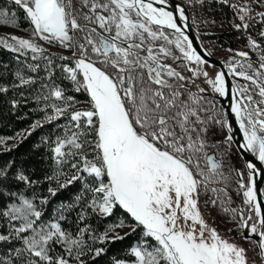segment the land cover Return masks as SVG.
<instances>
[{"label": "snow or ice", "instance_id": "obj_1", "mask_svg": "<svg viewBox=\"0 0 264 264\" xmlns=\"http://www.w3.org/2000/svg\"><path fill=\"white\" fill-rule=\"evenodd\" d=\"M223 2L227 3V0ZM11 3L26 15L33 26L34 36L48 43L58 42L63 47L76 48L73 54L78 57L75 67L65 66L63 70L76 84L77 91L83 88L90 96L92 110L70 113L74 127H84V131L58 140L53 149L58 164L68 155L80 157L71 165L77 174L67 183H59L57 178L59 186L66 187L82 178L80 172L87 173L97 182L90 189L94 195L88 205L94 212L109 216L113 208L119 206L131 216L137 227L142 226L146 239L131 249L133 264H247L246 250L221 238L215 229H208L205 237L207 225L197 208V200L193 198L201 186L207 190L209 183L227 180L218 171L221 165L204 152L206 141L202 133L207 131L205 125L212 120L227 127L229 132L232 128L224 119H202L200 113L206 111L203 98L188 93L182 99L183 93L165 78L185 79L170 65L161 63V54L167 57L171 52L165 44H160L158 51H154L158 41L174 44L187 61L198 65L206 63L177 25L173 13L165 7L155 6L166 5L167 0H80V9L75 7L73 0H11ZM257 3L264 4V0H257ZM177 10L180 20H184V9L177 6ZM251 12L247 5L240 7L242 23L235 25L237 29L246 31L249 28L244 21L246 17L251 18ZM8 15L7 11L0 10V23H9ZM11 15L14 17L16 13ZM256 15L264 23V12ZM164 29H171L179 35L172 40ZM79 33H83V42ZM260 36L264 37V31ZM11 40L15 45L6 40H0V43L21 54L22 50H31L34 54L44 52L32 40L16 36ZM248 43L253 49L260 48L251 37ZM142 52L146 54L141 55ZM237 55L248 57L247 52H238ZM32 58L37 57L33 55ZM98 64L112 71H105ZM248 67L251 68L252 64L249 63ZM230 71L258 89L260 99L255 100L252 95H245L250 91L247 86L233 88L230 110L243 133L244 143L240 146L264 164V81L259 79L264 77V54L259 56V69L253 75L246 71L235 72L234 68ZM203 75L207 77L208 73L205 71ZM20 79L21 84L30 82ZM207 83L220 96L229 94L223 72H218ZM51 95L57 100L63 98L61 90H54ZM67 99L71 101L72 97ZM53 109L56 115L49 116V120L66 111L56 105ZM89 129L94 133V139L81 140ZM227 139L231 141L233 137L229 135ZM87 144H94L93 159L83 151ZM68 146L75 151L66 152L64 149ZM201 158L210 166L207 171L200 168ZM247 168L250 170L249 183L246 185L241 180L240 188L245 189L244 203L252 205L258 219L249 225L252 216L246 219L241 216L240 227L249 229V236L259 237L254 243L259 248L258 254L264 258V214L257 201L254 178L259 172L251 162ZM19 179L26 180V177L21 175ZM210 191L223 190L212 188ZM49 192L56 195L51 188ZM224 211L236 212L227 208ZM0 215L8 218L11 227L8 234H0V242L22 241L21 247L12 250L21 264H69L64 255L50 254L53 245L57 244L64 247L69 257L74 251L77 258L82 254L83 234L87 229L81 228L73 237L62 229L59 222L38 224L42 212L31 199L21 195L18 203H12ZM59 219H64L63 215ZM125 226L121 221L109 226L108 231ZM108 231L99 238L101 241L107 238ZM115 239L123 237L117 234ZM102 251L97 249L96 254ZM0 264H14V261L9 259L0 261ZM116 264L123 262L117 261Z\"/></svg>", "mask_w": 264, "mask_h": 264}, {"label": "trees", "instance_id": "obj_2", "mask_svg": "<svg viewBox=\"0 0 264 264\" xmlns=\"http://www.w3.org/2000/svg\"><path fill=\"white\" fill-rule=\"evenodd\" d=\"M73 4L80 9V0H73ZM245 5L252 9L251 18L246 17L244 21L249 24L246 31L235 27L242 23L239 19V9ZM203 9L216 28L201 30L199 35L206 48L221 60L226 68L228 67L227 56L247 52L248 59L251 58L249 37L259 43V51L264 54L262 51L264 37L260 36V32L264 31V23H261L260 17L256 15L258 12H264V4H258L257 0H227V3L223 0H203ZM0 10L9 13L7 19L10 21L0 24L33 35V26L30 21L21 9L11 3V0H0ZM12 12L16 13L14 17L11 15ZM80 22L84 23L83 20ZM78 36L83 42V33H79ZM0 40L4 39L0 38ZM49 44L56 49L63 47L58 42ZM43 49V53L34 54L29 50H22L23 54H21L0 43V89H6L0 90V212L6 210L12 203H18L22 195L31 199L37 210L42 212L38 224L59 222L62 229L73 237L79 234L81 228L87 229L83 234L82 254L78 258L75 251L71 257L67 256L64 247L59 244L53 245L50 254L64 255L69 259V264H81V262L83 264H116L117 261L131 263L134 260L131 249L141 245L146 239L142 226L137 227L131 216L119 206L114 207L109 216L100 214L98 211L94 212L88 205L94 195L90 189L96 186L97 182L87 173L80 172L81 179L67 184L66 187L59 186V183H67L74 174H77V170L71 165L77 163L80 157L68 155L58 164L53 149L58 140L70 138L74 132L84 131V127L80 129L74 127L75 122L70 120V113L92 109L87 92L83 88L77 91L76 84L63 70L65 66L74 67L75 60L70 55ZM71 50L73 54L77 51L75 47H71ZM33 55L37 58L33 59ZM62 57L68 59H62ZM97 66L103 69L106 67L99 64ZM21 77L30 82L21 84ZM78 79L82 77L78 76ZM233 82L236 87L245 86L242 80L233 78ZM169 84L184 93V98L188 93H192L191 88L182 83L169 82ZM54 90H61L63 98L57 100L52 96L51 93ZM195 95L203 98L202 103L207 110L200 113L202 119L214 117L225 120L224 110L218 101L203 95ZM68 97H72V100L69 101ZM53 105L66 108V111L61 116L49 120V116L56 115ZM81 124H84L83 118ZM205 127L207 131L202 133L206 141L204 152L207 155L213 153L215 158L220 160L219 152L225 151V154L232 157L235 162L236 150L233 147L228 149L225 145V127L212 120H208ZM80 139L92 141L94 133L89 129L87 135L81 136ZM93 149L94 144H87L83 148L89 159H93L95 155ZM64 150L75 151L70 146ZM204 162V158L199 161L207 170L208 167ZM224 169L225 167H222L218 171L222 172L227 180L220 179L216 183H209L207 190L201 186L196 196L201 212L211 219L214 228L235 239L240 235L241 216L245 218L247 207L242 201V189L235 176L234 165L230 171L227 168ZM21 175L26 177V180H20ZM49 188L55 190L56 195L53 196ZM212 188L223 191L213 193L210 191ZM213 200L216 201L215 204L212 203ZM225 208L235 209L236 212H225ZM61 215L64 219H59ZM81 216L84 217L83 220L80 219ZM121 221L124 222L125 227L132 228L130 232L121 236L123 239L108 236L103 241L99 239L108 231L109 226ZM10 231L8 218L0 215V234H8ZM112 232L108 231V234ZM27 234L30 233L25 235ZM247 242L250 245L246 252L249 257H253L257 254L256 246L252 241ZM21 246L22 241L16 239H12L10 243L0 242V261L12 259L14 264H21L12 251ZM97 249H103V251L97 255Z\"/></svg>", "mask_w": 264, "mask_h": 264}, {"label": "rangeland", "instance_id": "obj_3", "mask_svg": "<svg viewBox=\"0 0 264 264\" xmlns=\"http://www.w3.org/2000/svg\"><path fill=\"white\" fill-rule=\"evenodd\" d=\"M179 1L182 4H184V6L187 8V10L189 12V16H190L191 25L197 31L198 34H199V31H201V30H205V29L206 30H213V29L216 28L214 23L210 19V16L203 9V0H179ZM165 34H167L169 36V38L172 39V40H175L176 36H177L176 34L171 33L169 31H165ZM12 36H16V37L23 38V39H29V40H32L37 45H39L41 48H46V49H49V50H52V51L53 50L54 51H58L61 54L70 55L71 57L73 56L71 47H67V48L66 47H62L60 49H56L54 47H51L48 42L40 39L38 36L29 35L28 33L24 32L22 30H18V29H15V28L0 24V38H3L4 40L9 42L10 44L15 45V41L11 40ZM200 38H201V36H200ZM201 40H202V38H201ZM160 44H165V46L168 47L170 49V52H171V55H169L167 57H164L161 54V63L166 64V65H170L172 69H174L177 73H179L181 76H183L185 78L183 80H180L177 77H165L168 80V82H174V83H177V84L182 83L183 85H185L187 87H190L192 93L197 94V95L202 94L203 92H201L200 89H195L194 88V86L192 84V81L190 80L183 63L181 62V60H185V59L183 57V54L179 51V49H177L174 44L173 45H166V42L158 41L156 43V47L154 48V51H158V48H159ZM185 46H186V42H185ZM251 49H252V56H251L250 59H248L249 57L245 58V57H241V56H238V55H234V56H231V57L227 56L226 57V62L228 63V67L227 68L225 67V68L228 71V73H229V75L231 76L232 79L235 78V79L242 80V81H244L245 86L249 87L250 91L248 93H246V95H252L255 100H259L260 97L257 95L258 89L256 88V86L253 85V84L251 86L250 85L251 84L250 81L244 80L243 78H241L239 76H236L233 72L230 71V68H234L235 72L246 71L249 75H253L255 70L259 69V56L261 55V53H260L259 49L258 50L257 49H253L252 47H251ZM29 51H31V50H29ZM145 54L146 53H143V52L141 53V55H145ZM249 63L252 64L251 68L248 67ZM104 68H105L104 69L105 71H108V72L112 71L111 69H107L106 67H104ZM203 72H205L203 66L201 64L200 65L196 64V66L194 68V76L198 80H200L201 82H203V83L208 85L207 80H209V78H208V76L205 77L203 75ZM259 79L264 81V77H260ZM235 88H236V86H235ZM181 98L182 99L184 98V93H183V96ZM90 107H91V103H90ZM203 112H205V111H203ZM225 135H226V137H225V145H226V147L228 149L231 148V147L234 148L232 142L227 139L228 136H227L226 130H225ZM219 157H220L219 159L221 160L220 169L222 167H225L224 170H226V168H227V170L230 171L232 169L233 165L235 164L233 158L230 157V156H227L225 154V151L219 152ZM237 161H238L240 170L242 172V177H243L244 183H247L248 180H249V177H248V174H247V172L245 170V167H244V165H243V163H242V161H241V159L239 157H238ZM240 162H241L242 166H241ZM204 163L206 165V160H205ZM262 165H263V168H264V164H262ZM203 166L204 165L202 163H200V168L201 169H204ZM242 167H243L244 171H243ZM204 170L207 171L208 169L207 170L204 169ZM197 178L200 179V177H197ZM243 192H244V189H242V191H241V197H242V201L244 203ZM263 192H264V189H263ZM193 198L197 200L196 194H193ZM245 206L247 207V214L245 216V219H246L248 214L250 215V213H249L250 207L247 204H245ZM197 208H198V210L200 212V215H201L202 219L204 220L205 224L207 225V229L205 230V237L207 238L208 229H215V228L212 225L211 219L207 215H205L203 212H201V210H200V208L198 206V201H197ZM189 223H191V222L189 221ZM196 228H197V232H199V225H197ZM131 229H132L131 227L116 228L112 233L108 234V237L115 238V236L117 234H119V236H123L124 234L130 232ZM185 230H187V228ZM216 232L220 235L221 238H223V239H225V240H227V241H229L231 243L236 244L238 247H241V248H243L245 250L246 249L249 250L248 245H250V243L247 242L249 240H244L242 238L241 227H240V235H238L237 238H235V239L231 238L227 234L225 235V234L220 233L218 230H216ZM255 246H256V251H257L256 252L257 254L255 256L253 255V257H249L247 252H245V255L247 257V264H264V261L261 259L260 255L258 254L259 253V249H258L256 244H255ZM123 264H133V262H131V263L123 262Z\"/></svg>", "mask_w": 264, "mask_h": 264}, {"label": "water", "instance_id": "obj_4", "mask_svg": "<svg viewBox=\"0 0 264 264\" xmlns=\"http://www.w3.org/2000/svg\"><path fill=\"white\" fill-rule=\"evenodd\" d=\"M162 6H164L166 9H168V11H171L173 13L174 17L176 18L177 25L181 28V30L184 32V34L191 41L192 47L196 50L197 54L200 55L204 61H206L203 68L208 73V78L214 79L215 75L218 72H223L225 74V84H226V88L228 89L229 94L227 96L222 97L218 93L213 91L211 85H209V84L207 85V84L201 82L200 80H198L194 76L193 70H191L190 72H188L186 70L190 80L192 81L194 88L206 90L202 94H200V93L199 94L218 101L219 105L224 110L225 120L228 122V124L232 128L230 135L233 137V139L231 140V142L234 146V149L237 152V158L239 157L241 159V161L245 167V170L248 174V177H249L250 170L247 168V164L249 162H251V163L256 165V168L259 172L258 175L254 176L255 182H256V190H257V201L261 204V211H262V214H264V192H263V189H264V168H263L262 163L253 155L252 152H250V151H248L245 148H242L240 146L244 143L243 133L239 130V125L235 120V115L233 113H231V110H230L231 104H232V96L234 95V93L232 92V89L235 88L233 79L229 75V73L226 70L223 63L218 58H216L204 45L199 34L191 25L189 12H188L187 8L184 6V4H182L179 0H167L166 5H162ZM177 6L182 7L184 9V14H185L184 20H180L179 12L177 10ZM164 30L169 31L171 33H174L176 35H179L178 33H175L171 29H164ZM181 62L183 63V65L185 67V60H181ZM236 80H239V79H236ZM225 130H227V127H225ZM207 156L212 157L215 162H218L221 165L220 160H217L213 153H211ZM237 158H236L235 164H234V172H235V176H236V178L239 182V186H240L241 180L243 183H244V180H243V177L241 175L242 172L240 170ZM206 165L208 168L210 167L207 164V161H206ZM248 183H249V180L247 183H244V184L247 185ZM243 199L245 200L244 196H243ZM251 211L252 210L250 208L249 213ZM248 216H249V214H248ZM248 224L251 225L250 222H248ZM241 234H242V238L244 240H249V241H252L253 243L258 242V240H259V237L256 235L249 236V229L241 227ZM245 237H249V238L245 239ZM261 259L264 261V258L261 257Z\"/></svg>", "mask_w": 264, "mask_h": 264}, {"label": "bare ground", "instance_id": "obj_5", "mask_svg": "<svg viewBox=\"0 0 264 264\" xmlns=\"http://www.w3.org/2000/svg\"><path fill=\"white\" fill-rule=\"evenodd\" d=\"M155 6H157V7H161L162 5H155ZM162 7H164V6H162ZM166 10H168V9H166ZM201 65L204 66L205 64H201ZM195 66H196V63H195L194 61H187V60L185 59V69H186L188 72H190V69L194 71ZM197 88H198V87H197ZM226 133H227V136L230 135V132L228 131V128H227V130H226ZM248 205H249V204H248ZM249 206H250V208H251V210H252V211L250 212V215H249V216H252V219L249 220L248 222H250L251 224H252V223H256L258 218L255 216L254 209H253L252 205H249Z\"/></svg>", "mask_w": 264, "mask_h": 264}, {"label": "built area", "instance_id": "obj_6", "mask_svg": "<svg viewBox=\"0 0 264 264\" xmlns=\"http://www.w3.org/2000/svg\"><path fill=\"white\" fill-rule=\"evenodd\" d=\"M72 58H73V59H76V57H74V56H72ZM67 81H69V80H67Z\"/></svg>", "mask_w": 264, "mask_h": 264}, {"label": "crops", "instance_id": "obj_7", "mask_svg": "<svg viewBox=\"0 0 264 264\" xmlns=\"http://www.w3.org/2000/svg\"><path fill=\"white\" fill-rule=\"evenodd\" d=\"M250 84V83H249ZM252 86V84H250Z\"/></svg>", "mask_w": 264, "mask_h": 264}]
</instances>
